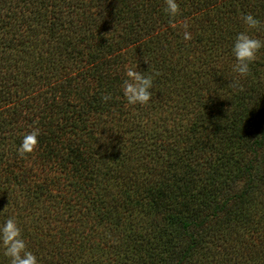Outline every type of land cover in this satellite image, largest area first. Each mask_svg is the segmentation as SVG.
I'll list each match as a JSON object with an SVG mask.
<instances>
[{
	"label": "trees",
	"instance_id": "trees-1",
	"mask_svg": "<svg viewBox=\"0 0 264 264\" xmlns=\"http://www.w3.org/2000/svg\"><path fill=\"white\" fill-rule=\"evenodd\" d=\"M176 2L0 0V224L38 264H264V47L230 51L264 0Z\"/></svg>",
	"mask_w": 264,
	"mask_h": 264
},
{
	"label": "clouds",
	"instance_id": "clouds-1",
	"mask_svg": "<svg viewBox=\"0 0 264 264\" xmlns=\"http://www.w3.org/2000/svg\"><path fill=\"white\" fill-rule=\"evenodd\" d=\"M164 11L169 17H175L178 12L176 0H164ZM242 22L248 29H257L260 21L251 13L241 15ZM185 29L187 25H184ZM184 40L191 39V33L185 30L183 32ZM264 47V41L250 35L247 31L237 32L231 44V54L234 58L232 72L237 77H245L249 74L250 64L256 59L259 49ZM125 79L122 81L123 96L128 104H146L151 100V91L153 80L150 75H146L137 70V66H128L125 68ZM233 90H239L241 85L239 80L233 79L230 83ZM107 100V95L102 97ZM39 135L38 129L28 132L18 147V152L23 155L32 150L37 143ZM0 247H3L4 255L9 258V264H38L36 256L26 250V244L21 235V229L13 218H6L0 224Z\"/></svg>",
	"mask_w": 264,
	"mask_h": 264
}]
</instances>
